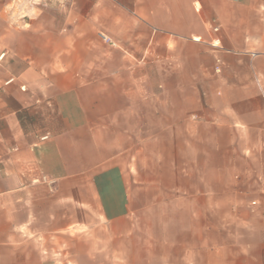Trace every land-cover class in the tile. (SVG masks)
<instances>
[{"label":"crops","instance_id":"obj_1","mask_svg":"<svg viewBox=\"0 0 264 264\" xmlns=\"http://www.w3.org/2000/svg\"><path fill=\"white\" fill-rule=\"evenodd\" d=\"M2 53L0 264H264V0H0Z\"/></svg>","mask_w":264,"mask_h":264},{"label":"built area","instance_id":"obj_2","mask_svg":"<svg viewBox=\"0 0 264 264\" xmlns=\"http://www.w3.org/2000/svg\"><path fill=\"white\" fill-rule=\"evenodd\" d=\"M213 30L216 31V29H213ZM100 36H101V38H102L103 41L109 43L110 45H113V46L115 45L113 42L110 41L109 38H107V37L104 36L103 34H100ZM3 57H4V53L0 54V62L2 61ZM218 63H219V62H218V60H217V65L215 66V71H216V72H219V70H220V67H219ZM13 82H14V79H13V78H9V79H7L5 82H3L2 84H0V92L2 91V88H3L4 86H8V85L12 84ZM19 90H20V91H25V87H24V86H20V87H19ZM45 138H46V136L43 137V139H45Z\"/></svg>","mask_w":264,"mask_h":264}]
</instances>
